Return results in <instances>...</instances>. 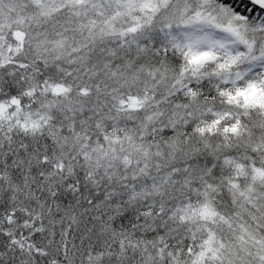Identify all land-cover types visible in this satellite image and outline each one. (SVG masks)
<instances>
[{
    "label": "snow or ice",
    "instance_id": "snow-or-ice-1",
    "mask_svg": "<svg viewBox=\"0 0 264 264\" xmlns=\"http://www.w3.org/2000/svg\"><path fill=\"white\" fill-rule=\"evenodd\" d=\"M0 264H264V0H0Z\"/></svg>",
    "mask_w": 264,
    "mask_h": 264
}]
</instances>
